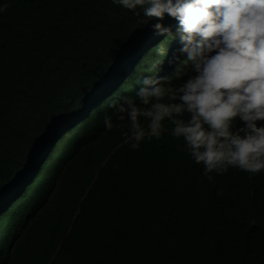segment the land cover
I'll return each mask as SVG.
<instances>
[{
  "label": "trees",
  "instance_id": "obj_1",
  "mask_svg": "<svg viewBox=\"0 0 264 264\" xmlns=\"http://www.w3.org/2000/svg\"><path fill=\"white\" fill-rule=\"evenodd\" d=\"M0 9V193L31 178L0 209V225L13 219L0 264H264V170L229 167L209 181L167 119L137 150L126 128L105 130L108 99L134 96L162 68L156 49L179 47L178 25L160 38L139 8L112 0ZM180 58L160 75L185 68L176 86L193 73Z\"/></svg>",
  "mask_w": 264,
  "mask_h": 264
},
{
  "label": "clouds",
  "instance_id": "obj_2",
  "mask_svg": "<svg viewBox=\"0 0 264 264\" xmlns=\"http://www.w3.org/2000/svg\"><path fill=\"white\" fill-rule=\"evenodd\" d=\"M112 2L138 17L142 11L141 22H151L160 38L169 37L178 25L179 47H166L162 42L156 49L159 56L166 57L162 68L157 62L149 69L151 74L139 82L134 96L114 94L108 99L112 112L104 115L105 130L123 132L126 128L124 135H131L135 142L130 147L137 150L146 132L149 138L160 137L162 122L167 119L174 125L172 135L183 138L184 147L178 145V150L202 164L209 181L213 174H226L229 167L253 176L264 170V123L257 124L264 121V0ZM165 17L171 21L164 25ZM181 56L193 73L176 86L173 81L187 75L185 68L177 67L172 75L163 77L160 70L178 65ZM91 108L87 104L84 114ZM63 133L44 146L46 151L37 155V165ZM23 182L2 190L1 210L24 193ZM12 221L0 225V241L13 235Z\"/></svg>",
  "mask_w": 264,
  "mask_h": 264
},
{
  "label": "rangeland",
  "instance_id": "obj_3",
  "mask_svg": "<svg viewBox=\"0 0 264 264\" xmlns=\"http://www.w3.org/2000/svg\"><path fill=\"white\" fill-rule=\"evenodd\" d=\"M154 65H156L155 63H154ZM160 71H165V69L163 68L162 70H160Z\"/></svg>",
  "mask_w": 264,
  "mask_h": 264
},
{
  "label": "water",
  "instance_id": "obj_4",
  "mask_svg": "<svg viewBox=\"0 0 264 264\" xmlns=\"http://www.w3.org/2000/svg\"><path fill=\"white\" fill-rule=\"evenodd\" d=\"M88 113V111H86V113L85 114H87Z\"/></svg>",
  "mask_w": 264,
  "mask_h": 264
}]
</instances>
